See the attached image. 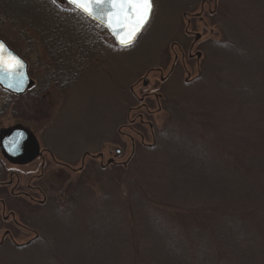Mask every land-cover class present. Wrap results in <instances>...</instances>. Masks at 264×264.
<instances>
[{
	"label": "rangeland",
	"instance_id": "obj_1",
	"mask_svg": "<svg viewBox=\"0 0 264 264\" xmlns=\"http://www.w3.org/2000/svg\"><path fill=\"white\" fill-rule=\"evenodd\" d=\"M39 1L14 18L88 56L76 68L63 52L49 83L50 41L8 22L36 87L0 96L10 105L0 132L29 128L41 153L4 163L13 183L0 184V241L19 235L0 242V264H264V0H152L151 21L123 48ZM111 160L135 175L123 189L102 171ZM35 183L51 194L42 207L11 191Z\"/></svg>",
	"mask_w": 264,
	"mask_h": 264
},
{
	"label": "trees",
	"instance_id": "obj_2",
	"mask_svg": "<svg viewBox=\"0 0 264 264\" xmlns=\"http://www.w3.org/2000/svg\"><path fill=\"white\" fill-rule=\"evenodd\" d=\"M45 1H47L46 3H48V7L53 9V10L61 11V12L62 11H66L70 15H73V14L77 13L79 16H81L83 18H86L83 13L77 12L65 0H63V1L61 0L62 2H59L58 0H56V2H54V0H45ZM39 3H40L39 0H0V38L5 40L10 45V47L12 49H14L15 51H17L19 54H21V55L23 54L22 56L24 58H27V57H29L27 53L26 54H25V52L24 53H22V52L20 53V50L18 51V47H17V45H18L17 42L18 41L11 36V33H12L11 31L12 30L8 26V24H10L8 22H11L14 25H17L19 28H21L20 25H19L20 22H22L23 25H28L30 23L36 30L39 31L38 34L40 35V38H42L44 42L49 40L50 43L52 44V47H51L52 50L50 48V54H51L50 56H51V59H52L53 63L50 66L52 68V71H51V77H48L49 83L52 80L60 81V79L58 77L60 72L57 71V69L59 68V63L61 64V57H64L63 54H62L63 52L67 56H72L73 55V59L76 60V68L82 67L83 61H84L85 58H87L88 55H86V53L84 51H78V53H77V50H75L74 47H73V50L70 51L71 50L70 48L72 46L71 43L69 41H65L64 43H61L60 38H59V34L53 35V36H48L47 34H45L46 32L44 31V28H43L44 25L41 26V25H39L37 23H34L33 20L29 21L28 19H24V18H18V19L14 18L12 12L15 11L16 9H19V10L34 9V8H37ZM60 4L61 5L64 4V5L60 6ZM36 10H38V9H34V11H36ZM90 21L92 23L96 24L97 26H99L102 32L103 31L106 32V30H105V28L103 26L95 23L92 20H90ZM20 31H22V30L20 29ZM102 34H104V33H102ZM106 34L108 35V33H106ZM67 37H69V36H67ZM109 37L111 38V36H109ZM26 38L30 39V38H28V34L25 37V39H23V40H26ZM55 41L57 42L58 46H56L57 44L55 46L53 45ZM111 41H112V43L114 45H116L115 41L112 38H111ZM101 42H102L103 46L104 45H106V46L108 45V44H106L105 39L103 38V36L101 37ZM109 47H112V45L111 46L109 45ZM61 48H62V52H61ZM100 49L101 50L103 49L102 46L99 49H96L97 52H95V53H98V51ZM56 50H58V51H56ZM82 58H84V59H82ZM53 67H54V69H53ZM51 68H49V69L51 70ZM31 69L33 70V68L30 67V71H31ZM32 93H34V88L31 89L30 91H28L24 95L17 96V95L10 94V93L7 94V91L3 90L0 87V96H1V98H2V96L7 94L12 99H21V98H24L25 96H28V95L32 94ZM9 107H10L9 104H7V105L3 104V105L0 106V118L3 115L6 114V112L9 109ZM199 114L207 115L208 112H202L201 111V112H199ZM197 116H201V115H197ZM137 126H138L137 130H140V132L141 131L145 132V130L143 129V126L141 124H137ZM0 134H1V132H0ZM143 139H145V138H143ZM4 163H5V161L3 160L2 156H1V153H0V182H5L6 181V175L8 173V170H7V168H6ZM128 165H129L128 162L126 164H124V165H119L117 163H111V164H109L106 167H102V171L106 175H108L107 181H109L111 184H113L116 189H123V186L125 184H129L130 181L135 179V175H133L131 173L129 174V168L126 169V167H128ZM120 171H122V174H120L121 173ZM111 173H113V176H111L112 175ZM35 184L38 185L39 187H41L38 183H35ZM84 184H85V181L84 180H80L79 182L74 184L73 187L77 188V187H80L81 185H84ZM3 188H4V192L5 193H8L9 190H10L8 185L7 186L5 185V187H3ZM42 189H43V192H44V195H45V196H43L44 197L43 200H47V196H50L51 194L49 195V193L46 191V189H44V188H42ZM30 194L34 195L32 192H30ZM71 197L75 198L74 195H71ZM74 198H72V200H74ZM45 203H46V201H45ZM45 203H43L42 205H44ZM42 205H39V206L42 207ZM23 206L26 207V205L24 203H23ZM203 211H206V210L203 209ZM174 212H175V214H177L176 215L177 217H179V216L180 217H187V216H194L195 217L196 215H199L198 212L195 211V210H183L182 211V210L176 209V211H174ZM19 222H20L21 225L25 226V228L30 229L28 226H26L25 221L19 220ZM8 233H10V231ZM18 235L19 234L17 232H15V233L11 232L8 235L9 237H7V239L9 238V239H12L14 241V239L16 240L15 237H18ZM35 235H37L36 239H38L40 237L37 232H35Z\"/></svg>",
	"mask_w": 264,
	"mask_h": 264
},
{
	"label": "snow or ice",
	"instance_id": "obj_3",
	"mask_svg": "<svg viewBox=\"0 0 264 264\" xmlns=\"http://www.w3.org/2000/svg\"><path fill=\"white\" fill-rule=\"evenodd\" d=\"M56 2V0H54ZM73 8L93 19H105L107 26L120 36V43L127 46L148 19L151 0H67ZM115 26V27H113ZM0 42V52L4 50ZM23 68L15 56L5 60L0 56V76H15Z\"/></svg>",
	"mask_w": 264,
	"mask_h": 264
},
{
	"label": "water",
	"instance_id": "obj_4",
	"mask_svg": "<svg viewBox=\"0 0 264 264\" xmlns=\"http://www.w3.org/2000/svg\"><path fill=\"white\" fill-rule=\"evenodd\" d=\"M151 5L152 7L150 10L148 19L142 25V27L139 29L136 35L140 34L150 22L153 11H154L152 0H151ZM91 19L105 26L107 30L109 31V33L114 38V40L116 41V43L121 47H128L135 40L134 38L132 42L128 44L127 46L122 45L120 43V36H122L123 33H120V35H117L115 31H113L107 26V22L105 19H93V18ZM0 42H2L5 46L4 50L0 52V56H2L5 60L9 59L10 56H15L23 64V68L19 69L15 76H11V75L0 76V86H2L3 89L13 94L23 95L35 83L29 74L28 62L23 57H21L17 52H15L7 44L6 41L0 38ZM0 151L7 161H9L10 163H14V164L29 163L32 160H34L36 157H38L41 153L39 143H38V140L36 139V136L34 135L32 131H30L28 128L24 126H14V127L7 129L6 131L1 132ZM117 153H120V150H118Z\"/></svg>",
	"mask_w": 264,
	"mask_h": 264
},
{
	"label": "flooded vegetation",
	"instance_id": "obj_5",
	"mask_svg": "<svg viewBox=\"0 0 264 264\" xmlns=\"http://www.w3.org/2000/svg\"><path fill=\"white\" fill-rule=\"evenodd\" d=\"M205 4V3H204ZM190 23H191V21H189ZM189 32H191L190 30H187V34L189 33ZM107 33V32H106ZM105 35H107V34H105ZM189 35V34H188ZM108 36V35H107ZM101 37H102V35H101ZM101 37H100V41H101ZM198 38L199 37H197L196 38V40H198ZM193 45V44H192ZM106 46V45H105ZM192 47V46H191ZM94 52H97V50H95ZM101 53L102 52V50L100 49L99 51H98V53ZM105 52H107V50L105 49ZM198 52H200L199 50H196V55H195V58H200L201 57V54H198ZM201 53V52H200ZM189 59H194V55H193V53H189ZM100 154H102V153H100ZM9 185H12V183H13V179H12V177H11V179L9 180ZM19 184V181H17V183H16V185L15 186H17ZM14 186V187H15ZM28 188H33L32 189V192H34V191H38V192H40V193H42L43 194V196H45L44 195V192H43V189L41 188V187H39L38 185L37 186H33V185H28ZM11 191L13 192V194H17V195H24V196H27V197H29L30 199H32L33 201H35L38 205H41V204H43V203H45V201L46 200H39V199H37L34 195H31L30 194V192H26V191H21V192H18V191H16L15 189H11ZM18 224H19V226L22 228V229H24V231H29L30 233H32L28 228H25V226H23V225H21L20 224V222H17ZM5 232H9L7 229L5 230ZM34 232V231H33ZM11 233V232H10ZM10 233H8V234H6L5 236H4V239L2 240V241H0V242H5L6 241V239H7V237H9L8 235L10 234ZM35 234V233H34ZM4 235V234H3ZM36 236V235H35ZM3 237V236H2ZM2 243V244H3Z\"/></svg>",
	"mask_w": 264,
	"mask_h": 264
}]
</instances>
